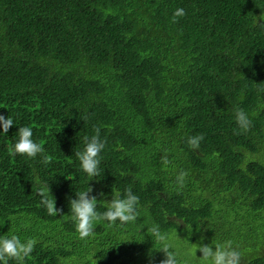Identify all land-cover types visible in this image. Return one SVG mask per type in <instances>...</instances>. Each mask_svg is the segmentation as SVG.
<instances>
[{
  "label": "trees",
  "instance_id": "1",
  "mask_svg": "<svg viewBox=\"0 0 264 264\" xmlns=\"http://www.w3.org/2000/svg\"><path fill=\"white\" fill-rule=\"evenodd\" d=\"M262 15L264 0H0V115L14 121L0 124V237L36 241L24 264H161L165 244L204 264L200 247L228 242L238 264H264ZM24 126L35 158L13 152ZM96 127L107 144L92 177L75 151ZM48 185L57 216L37 194ZM89 187L99 213L130 188L137 221L81 239L70 201Z\"/></svg>",
  "mask_w": 264,
  "mask_h": 264
},
{
  "label": "clouds",
  "instance_id": "2",
  "mask_svg": "<svg viewBox=\"0 0 264 264\" xmlns=\"http://www.w3.org/2000/svg\"><path fill=\"white\" fill-rule=\"evenodd\" d=\"M184 9L178 8L173 13V22H177L178 17L185 16ZM259 19H264L262 15ZM235 119L237 125L242 130H250L251 120L248 118L244 110L240 109L236 111ZM87 122V118L84 120ZM0 124L3 127V135H7L10 128L13 127L14 121L11 116L5 118L0 115ZM94 135L91 137H85V147L83 151H75V156L80 161L83 172L87 175L96 177L100 174L99 165L101 162L100 154L105 149L107 140L101 139V129L99 127L94 128ZM19 139L13 146L14 154L26 155L29 158H35L38 154L43 153L44 149L40 144L36 143L33 137V130L31 127L24 126L19 127V131L16 134ZM204 140L202 134L196 136H190L187 138V144L191 149H199L200 143ZM43 163H48V158L44 157ZM163 163H167V156H163ZM187 172L181 171L177 176V182L180 186H183ZM92 188H88L87 191H77V199L70 201L71 216L76 226V231L81 239H85L93 234L94 226L97 222L107 221L110 225L119 221L121 225L128 224L130 222H136L139 214L137 212V205L139 204V197L133 194L132 190L126 189L123 197H115L110 203L105 212H97L98 201L95 196L89 197V193L92 192ZM37 194L41 197V203L46 207L49 215H59L62 210H58L56 207V200L51 194V188L48 186H42ZM148 228V233L157 241H163L166 237L161 233L159 225L153 224ZM214 243V242H213ZM36 241L34 239H27L22 242L17 235L8 234L0 237V261L7 264L8 260H15L17 264H24V260L34 250ZM215 244V243H214ZM216 251L213 252L211 246H202L200 251L203 253L201 259L204 264H238L239 253L234 249H231V242H228L225 246L215 244ZM170 245L165 244L160 248L165 253V259L161 261V264H178L175 252L169 251Z\"/></svg>",
  "mask_w": 264,
  "mask_h": 264
},
{
  "label": "rangeland",
  "instance_id": "3",
  "mask_svg": "<svg viewBox=\"0 0 264 264\" xmlns=\"http://www.w3.org/2000/svg\"><path fill=\"white\" fill-rule=\"evenodd\" d=\"M255 160H261V161H264V154L262 155V156H258V157H256V156H254L253 157ZM173 248L174 249H178V247L177 246H175V245H173ZM263 253H264V249H263V251H262ZM179 253V252H178Z\"/></svg>",
  "mask_w": 264,
  "mask_h": 264
}]
</instances>
